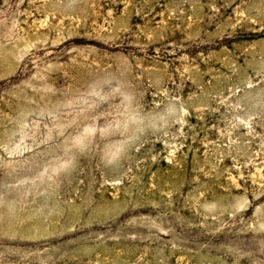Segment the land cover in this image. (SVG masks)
I'll list each match as a JSON object with an SVG mask.
<instances>
[{"label": "rangeland", "instance_id": "obj_1", "mask_svg": "<svg viewBox=\"0 0 264 264\" xmlns=\"http://www.w3.org/2000/svg\"><path fill=\"white\" fill-rule=\"evenodd\" d=\"M0 264H264V0H0Z\"/></svg>", "mask_w": 264, "mask_h": 264}]
</instances>
